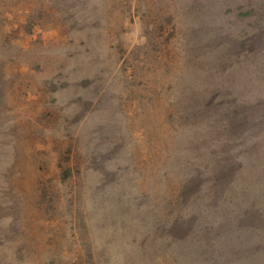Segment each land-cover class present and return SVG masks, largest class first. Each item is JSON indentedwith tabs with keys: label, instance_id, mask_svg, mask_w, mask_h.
Wrapping results in <instances>:
<instances>
[{
	"label": "rangeland",
	"instance_id": "obj_1",
	"mask_svg": "<svg viewBox=\"0 0 264 264\" xmlns=\"http://www.w3.org/2000/svg\"><path fill=\"white\" fill-rule=\"evenodd\" d=\"M0 264H264V0H0Z\"/></svg>",
	"mask_w": 264,
	"mask_h": 264
}]
</instances>
